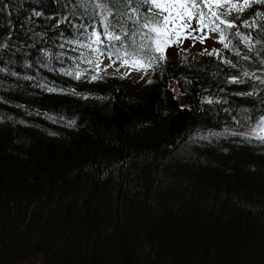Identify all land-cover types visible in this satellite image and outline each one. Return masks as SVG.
<instances>
[{"label":"trees","instance_id":"obj_1","mask_svg":"<svg viewBox=\"0 0 264 264\" xmlns=\"http://www.w3.org/2000/svg\"><path fill=\"white\" fill-rule=\"evenodd\" d=\"M104 16L0 0V264H264V5L225 55L76 80Z\"/></svg>","mask_w":264,"mask_h":264},{"label":"snow or ice","instance_id":"obj_2","mask_svg":"<svg viewBox=\"0 0 264 264\" xmlns=\"http://www.w3.org/2000/svg\"><path fill=\"white\" fill-rule=\"evenodd\" d=\"M90 2H94L96 8L104 11V19L107 21L103 26L104 32L93 30L92 35L96 37L94 43L102 45L97 51L110 60L114 56L119 58L125 66H128L130 62L135 64L138 59L150 63H155L157 60L163 61L166 57L162 49L179 44L186 39L204 43L208 36L203 33L209 24L213 25L210 31L220 34L221 39L218 42L223 44L224 48H228L229 44L225 42L223 29L215 25L213 23L215 21L226 29L254 26L247 21L237 26L233 21L225 19L231 15L232 11L239 12L243 7L250 6V0H244L243 5L239 3L233 5L230 0H90ZM252 2L264 3V0H252ZM213 5L217 9L224 8L225 11H213ZM209 15L213 17V22L207 20ZM109 17L111 20L108 19ZM193 20L198 21L195 27L192 26ZM128 21L137 27H130ZM232 35L238 36L240 33L233 32ZM102 36L103 39H101ZM138 36L141 42L137 41ZM205 52L208 55L219 56L215 50L208 52L205 49ZM76 78L79 79V74ZM232 82L241 81L234 78ZM251 94L242 93L241 95ZM260 125H264V117L257 122L258 128ZM257 138L264 140V137Z\"/></svg>","mask_w":264,"mask_h":264},{"label":"rangeland","instance_id":"obj_3","mask_svg":"<svg viewBox=\"0 0 264 264\" xmlns=\"http://www.w3.org/2000/svg\"><path fill=\"white\" fill-rule=\"evenodd\" d=\"M230 3L233 5L237 3L243 5L244 0H230ZM250 3H252V0H250ZM261 4L264 5V3ZM212 7L213 11H225L224 8L217 9L215 5ZM241 11H232L231 15L239 14ZM207 20L213 22V17L209 15ZM197 23V20H193L192 26L195 27ZM213 23L216 25L217 22L215 21ZM211 26L213 25L209 24L205 27L203 34H206L208 39H206L204 43H200L198 40L186 39L179 44H174L171 47L162 49L166 57L165 59L173 60L179 56L188 54L208 55L205 49H207L208 52L215 50L221 55L227 54L230 50L229 47L224 48L223 44L218 42L221 36L217 32L210 31ZM223 35L225 36L224 32ZM71 46L74 49V54L78 62L73 73L76 80L96 82L101 79L116 77L121 80L128 79L133 82H142L148 78L151 72L150 67L142 61L137 60L135 64L130 62L128 66H125L119 58L114 56L110 60L105 55H101L92 45L87 43L83 45L72 44ZM211 56L213 57L214 55ZM77 74H79V79L76 78ZM93 77H96V79H93ZM259 128L261 131L263 130L262 125H260Z\"/></svg>","mask_w":264,"mask_h":264},{"label":"bare ground","instance_id":"obj_4","mask_svg":"<svg viewBox=\"0 0 264 264\" xmlns=\"http://www.w3.org/2000/svg\"><path fill=\"white\" fill-rule=\"evenodd\" d=\"M74 43V42H73ZM67 49H69V48H67ZM77 56H78V54H77ZM50 62V61H49ZM8 207V206H7ZM10 208H11V206H10ZM7 210H9L8 208H7ZM6 214V213H5Z\"/></svg>","mask_w":264,"mask_h":264}]
</instances>
